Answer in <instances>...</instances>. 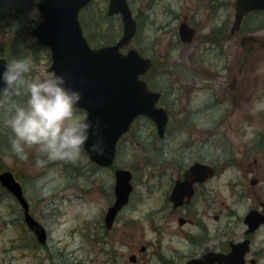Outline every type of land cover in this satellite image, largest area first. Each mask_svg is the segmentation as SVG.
I'll use <instances>...</instances> for the list:
<instances>
[{"label":"rangeland","instance_id":"1","mask_svg":"<svg viewBox=\"0 0 264 264\" xmlns=\"http://www.w3.org/2000/svg\"><path fill=\"white\" fill-rule=\"evenodd\" d=\"M107 1L95 0L89 16V19L91 17L93 19L89 21L88 25L90 27L88 29L92 37L95 38L96 43L108 41L106 33L109 30L107 28L110 21L108 14H106ZM203 2L204 4L199 0H189V11L199 8L198 10L203 15L206 12L207 4L205 3L206 0H203ZM37 4V0H0V55H8V50L11 51L10 46L14 40H19L17 49H27L34 41L36 42L34 45L37 47L36 55L30 54L26 59L31 66V71L27 74L28 79L46 74V65L51 62L50 59H47L51 53L50 48L44 44L40 45L36 38L30 35L31 26H35L42 19L39 9L38 13L34 11L38 8ZM229 11L230 9L227 10L226 15ZM221 19L223 18L221 17ZM111 21L118 25L119 22H122L121 16H114ZM207 28V25H201L196 35L195 40L198 51L204 47L203 38L207 34ZM156 35L153 30L152 32L141 31L131 45L137 48L146 47V41H151L156 38ZM239 38L240 36H238ZM156 45L158 52L162 50V44L157 43ZM30 50L32 51L33 48ZM237 50L239 52L243 50L241 44L235 39H229L228 44L224 47V53L232 65H235L243 56L236 53ZM213 52L217 53L216 50ZM41 60L43 62H40ZM246 63L245 74L248 89L242 87V89L235 91L240 94L237 95L234 101H229L224 92L218 93L219 90L215 86H212L214 89H197L199 116L196 117V120H198L197 125L199 126H195L193 130L195 136H198L199 131H201L202 151L207 152L206 158L211 161L215 160L214 156L216 155L223 156L217 158L219 160L233 159L235 147L245 142V139H242L239 134L240 128H244L245 125L247 127L243 129V132H247L248 143L255 141L258 135L257 132L264 133V49L255 56L252 55L251 58H248ZM172 67H170V70ZM195 67L197 66L195 65ZM219 72L220 76H214L215 79H212L216 82V85L224 81L221 75L223 72L222 67H219ZM160 79V89L167 87L173 90L172 96L176 99L175 102L178 107L172 106L171 108L181 115L184 112L181 105L187 99L185 95H180L181 92L177 87H174L176 84L173 79L178 78H173L170 73H167L166 76H160ZM209 83H211L210 80ZM221 98L224 103L215 104V100ZM210 99L214 103L205 106ZM11 103V101L3 100L2 106H0V114L3 108L0 117V137L8 129V115L4 113L8 108V104ZM81 114L85 118V114L82 112ZM152 127L150 123L141 127L134 137L132 135L125 138L127 140L121 150L119 163L137 173L138 181L135 184L138 189L136 201L132 208L120 217L112 231L104 229L101 223V210L102 212L106 211L110 202L105 193L108 191L111 194L113 191L112 185L115 183L111 170H98L96 174L92 170L89 176L84 177L86 178L85 181L78 180L76 184L70 185V181L65 177L60 167L38 166L36 164L38 152L35 146H25V151L28 153L27 159L21 158L13 148V151L7 150L9 149L7 147L4 151L0 150L4 166L25 178L26 187H29L28 197L34 200L35 209L33 211L39 219L41 218L44 221V216L40 211V199L45 197L44 202L47 203V200L55 198L50 202L51 208L59 210L61 214L58 215L53 224L49 225L50 243L51 246L56 245L70 253L66 260L68 264L70 262L72 264H133L130 261V255L138 248L132 242L143 243L150 239L154 242L157 241V235L153 233L151 227L147 226V222L152 219L148 216L151 214V209H154L159 203L162 190L157 186V178L153 175L154 166L144 163V157L147 156L146 148L152 152ZM176 130L177 128H172V132ZM184 136V134H180L172 143L181 142ZM234 142L235 144H233ZM152 156L150 154L149 159L152 160ZM228 167L226 166L224 172L208 183L213 191L215 188L222 187V193L218 197L219 204L226 197H230L231 183L237 174L232 164L230 168ZM250 177L251 175L247 174V178ZM0 200V224H2L3 217L10 218L9 215L12 212L14 202L10 195L1 194V191ZM246 206V204L240 205V210L242 211ZM130 220H134L136 223L132 224ZM219 225L220 222L216 220L210 223L213 230ZM140 226L143 227L145 234H140L142 231L139 229ZM2 228L0 225V262L4 263L9 260V257H12L13 264H33L35 260L36 263L38 260L40 263L43 262L42 264H48L47 258L41 262L42 257L46 256L42 252L38 254V257L35 256V253L30 254L31 250L19 249L18 251L6 252L9 247L18 242L17 239L19 235L23 234V229L21 230L19 226H8L5 230H2ZM178 236L175 233V239H178ZM157 249L160 251V248L157 247ZM53 252H55L54 249ZM151 253L156 258L155 261H159L161 255L159 257L158 253L153 250H151ZM183 262L184 260L178 259L176 263L182 264Z\"/></svg>","mask_w":264,"mask_h":264},{"label":"flooded vegetation","instance_id":"2","mask_svg":"<svg viewBox=\"0 0 264 264\" xmlns=\"http://www.w3.org/2000/svg\"><path fill=\"white\" fill-rule=\"evenodd\" d=\"M127 1L131 4L141 30H153L157 34L156 38L146 41V47L141 51L143 56L152 60V68L146 74L150 86L161 84L160 76H166L168 68L180 57L192 66L194 75L195 65L207 76H220L219 67L223 70L221 75L231 76V79L234 73L242 71L241 81L236 86L232 85L236 82L235 79L224 84L231 102L240 94L235 91L242 87L248 89L246 60L264 49V11L250 12L241 25L234 29L236 0H206V12L203 15L199 8L189 11V0ZM199 1L204 4L203 0ZM228 9L230 11L226 15ZM201 25H207L208 31L203 38L204 47L198 51L196 40L192 41L191 28L198 34ZM246 36L249 38L246 39ZM229 39H235L243 49L236 51L243 56L235 65L230 64L224 53ZM157 43L163 45L159 52ZM197 52L199 53L196 54ZM170 75L179 79H173L176 84L174 87L178 88L180 95L186 96L187 101L181 105L184 112L179 115L171 108L178 107L172 96L173 90L165 87L162 91V104L170 110L171 115L168 125L177 130L169 134L170 138L165 137L157 142L152 140L151 143L153 175L157 178V186L161 188L162 194L156 205V218L150 219L147 226L157 235V241L150 239L143 243L132 242L138 248L132 252L137 255L135 264H177L178 259L184 260L182 264H189L188 259L201 257L206 253L209 257L205 264H219L218 261H212V252L227 254L233 249L240 252L235 255L234 264H264V222L259 225L247 222V214L252 210L259 211L264 216V133L258 136L255 143H248L247 132H243L247 127L245 125L240 128L239 133L245 142L235 147L233 159L219 160L217 158L223 157L220 155L209 162L216 166V175L224 172L226 166L230 168L231 164L237 172L231 183L230 197L219 204L218 197L222 193V187L213 191L208 185V181L214 176L205 181L203 161H207V152L202 151L201 131L195 136L193 130L195 126H199L196 120L199 116L197 88L182 86L181 83L187 84V78L177 71ZM215 102L219 105L224 100L216 99ZM141 122L135 133L150 123L153 126L151 133H157L156 123L149 118L145 120V124L143 120ZM180 134L185 135L181 142L172 143ZM191 169L195 174L192 179L195 180L186 183ZM247 174L251 177L247 178ZM176 185L182 187L173 199ZM244 204L247 206L241 211L240 205ZM215 220L220 225L213 230L210 223ZM139 229L142 230L140 234L146 233L142 226ZM175 233L179 235L178 239H175ZM151 250L158 253L159 257L161 255L159 261H155Z\"/></svg>","mask_w":264,"mask_h":264},{"label":"water","instance_id":"3","mask_svg":"<svg viewBox=\"0 0 264 264\" xmlns=\"http://www.w3.org/2000/svg\"><path fill=\"white\" fill-rule=\"evenodd\" d=\"M87 0H43L40 9L44 20L34 28V33L41 42L48 43L53 50L59 51V60L73 68L76 77H69V84L83 91L80 104L89 110V119L99 121L104 135L106 149L103 154L89 153L100 164H109L114 155L115 142L130 125L131 119L140 113H148L159 122L162 132L166 124L167 113L155 106L157 93L151 92L139 74L149 68L150 62L136 51L127 55L119 52V47L130 41L137 29V24L125 0H111L110 13L121 12L125 25L124 37L116 46H107L98 50L89 47L82 36L78 22V10ZM251 2V3H250ZM264 8V0H239L238 20L245 13L255 8ZM6 61L0 59V70ZM92 142V141H91ZM1 160V159H0ZM1 163V161H0ZM205 177L213 175L212 169L204 165ZM129 170L117 171L116 205L109 209L108 225L113 224L117 210L127 203L132 191ZM0 181L28 208L21 184L14 174L5 171ZM30 226L36 231L40 240L45 241L44 229L31 215L27 216Z\"/></svg>","mask_w":264,"mask_h":264},{"label":"clouds","instance_id":"4","mask_svg":"<svg viewBox=\"0 0 264 264\" xmlns=\"http://www.w3.org/2000/svg\"><path fill=\"white\" fill-rule=\"evenodd\" d=\"M30 71L24 58L9 60L0 70V102L23 97L7 109L13 150L27 159L25 146H35L38 166L55 160L75 162L86 153L103 154L106 144L99 121L85 119L80 112L83 91L70 85L64 73L52 70L28 79Z\"/></svg>","mask_w":264,"mask_h":264},{"label":"trees","instance_id":"5","mask_svg":"<svg viewBox=\"0 0 264 264\" xmlns=\"http://www.w3.org/2000/svg\"><path fill=\"white\" fill-rule=\"evenodd\" d=\"M55 257H56V263L57 264H64L65 261L68 259L66 257V254H65V250L64 251H59V250H56L55 251Z\"/></svg>","mask_w":264,"mask_h":264}]
</instances>
